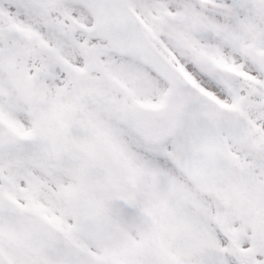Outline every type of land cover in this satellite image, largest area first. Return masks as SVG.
Returning a JSON list of instances; mask_svg holds the SVG:
<instances>
[{
  "label": "snow or ice",
  "instance_id": "1",
  "mask_svg": "<svg viewBox=\"0 0 264 264\" xmlns=\"http://www.w3.org/2000/svg\"><path fill=\"white\" fill-rule=\"evenodd\" d=\"M0 264H264V0H0Z\"/></svg>",
  "mask_w": 264,
  "mask_h": 264
}]
</instances>
